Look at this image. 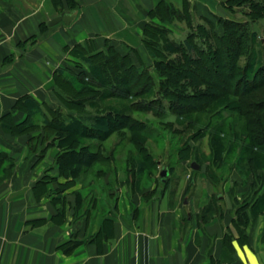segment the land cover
Here are the masks:
<instances>
[{"label": "crops", "instance_id": "obj_1", "mask_svg": "<svg viewBox=\"0 0 264 264\" xmlns=\"http://www.w3.org/2000/svg\"><path fill=\"white\" fill-rule=\"evenodd\" d=\"M70 1L74 8L68 0H0V264H264V217L252 220L250 206L245 237L231 208L183 230L180 209L164 196L147 204L121 181L106 187L111 175L90 176L92 168L72 182L71 174L59 173L57 141L41 158V140L32 151L31 142L45 132L42 126L27 131L29 100L77 115L57 97L54 81L56 70H78L73 48L88 42L100 50L108 43L122 54L135 50L136 66L146 63L141 38L148 12L160 1L176 7L182 0ZM186 1L207 17L204 0ZM71 12L69 24L47 25ZM232 178L225 187L238 181Z\"/></svg>", "mask_w": 264, "mask_h": 264}, {"label": "trees", "instance_id": "obj_2", "mask_svg": "<svg viewBox=\"0 0 264 264\" xmlns=\"http://www.w3.org/2000/svg\"><path fill=\"white\" fill-rule=\"evenodd\" d=\"M68 1L69 8H74L75 1ZM221 4L229 12L245 9L244 14L249 20L242 23L218 16L216 23L222 28V33H218L216 24L209 17L202 18L207 27L194 24L186 0L181 1L180 8L165 1L158 2L148 12L150 21L145 23L141 38L150 65L145 66L142 62L136 66L131 58V52L136 51L130 48L122 54L108 43L100 50L88 42L77 44L73 48V56L79 59V63H75L78 70L59 69L54 72L55 94L67 110L75 111L77 115L66 113L60 107L52 109L46 104L40 107L31 100L27 102V131L42 126L45 132L42 138L36 137L31 142L37 144L41 140L45 145L38 158L57 141V146L62 149L57 155L59 173L71 174L74 182L80 173L109 160V156L99 148L100 142L113 133L124 135L129 132L132 142L140 152H145L141 146V138L147 136L144 123L132 117L126 106L115 108L109 105L104 107L108 108L105 112L83 111L86 106H95L98 100L125 103L131 99L128 109L145 113L153 110L156 104L155 108H160L159 104L166 99L167 111L182 116L202 111L212 103L226 99L224 106L244 120L242 132L235 139L237 161L245 160L244 156L249 151V171H255V162H263L264 165V157L260 159L264 153V40L250 27L264 18V0H224ZM154 18L158 22L153 21ZM174 20L184 22L188 29L181 40L169 35L168 25ZM256 44L261 45V51L255 48ZM242 58L243 64L240 63ZM81 64H85L87 70ZM149 96L152 98L146 100ZM155 113L158 114L157 111ZM221 117L218 116L219 119ZM83 140L96 141L97 144H83ZM140 159H136L139 167ZM259 190L260 187L251 202L235 210L237 216L232 223L241 237H245L244 228L248 222L246 208L250 206L253 215L255 212L262 214L256 209L264 199V193L257 195ZM229 237L228 234L224 236L225 245H229ZM241 243H244L242 238ZM211 261L212 264H220L213 259Z\"/></svg>", "mask_w": 264, "mask_h": 264}, {"label": "rangeland", "instance_id": "obj_3", "mask_svg": "<svg viewBox=\"0 0 264 264\" xmlns=\"http://www.w3.org/2000/svg\"><path fill=\"white\" fill-rule=\"evenodd\" d=\"M222 1L224 0L203 1L208 10L207 17L214 21L218 33H222L221 26L216 23L218 16L242 23L249 20L244 14L245 9H234V12H229L222 6ZM175 6L180 8V1L176 2ZM198 9L200 8H190L194 24L206 25L202 17H199ZM203 11L206 12L205 9ZM250 27L264 40V18L251 24ZM168 28L171 30L170 37L175 40L183 39L188 32L183 23L175 20L168 25ZM255 48L261 51V45L256 44ZM126 50L125 48L123 51ZM150 63L147 55L144 64L146 66ZM240 63H244V58ZM151 98L152 96L146 97V100ZM164 100L166 99L159 104L160 108H155L156 104L153 110L145 113L129 110L127 105L131 99L125 103L110 99L98 100L95 101V106H86L83 111L87 113H94L97 110L105 112L108 108L104 107L109 105L115 108L126 106L127 112L132 117L144 123L147 135L146 138H141V146L145 152H140L139 147L130 139L129 132L123 133L124 135L111 134L107 140L100 142L99 148L104 155L109 156L110 162L94 165L90 176L97 173L110 174V186L106 185V187L114 189L121 181L127 192L139 193L147 204L150 200L164 196L170 205L173 204L180 209V218L185 223L183 230L190 225L201 228L203 223L218 217L223 208L234 210L236 218L235 210L251 202L259 187L264 188L263 162L258 164L255 162V171L252 173L247 162L249 151L244 156L245 160L240 163L237 161L238 149L235 139L236 135L242 132L243 118L224 106L226 99L212 103L202 111H194L182 116L169 113L166 109L168 101ZM220 115L222 117L219 119ZM91 142L97 144L96 141H82L83 144ZM31 148L35 152L40 150L36 143L31 144ZM94 149L98 150V147ZM261 154L260 159L264 157V153ZM138 158H141V167L136 164ZM193 161L199 164L198 170L191 168ZM163 168L167 169L164 180L160 176ZM231 175L237 179L238 175L240 179L225 187V180ZM88 178L94 181L97 177ZM185 199L187 203H184ZM262 200L256 209L260 210L262 213L260 215L264 217V199ZM258 215L257 212L252 214V220Z\"/></svg>", "mask_w": 264, "mask_h": 264}, {"label": "water", "instance_id": "obj_4", "mask_svg": "<svg viewBox=\"0 0 264 264\" xmlns=\"http://www.w3.org/2000/svg\"><path fill=\"white\" fill-rule=\"evenodd\" d=\"M73 18V13H63L61 15H57L54 18L50 19L49 21H47V25L48 26H52L55 25L59 22H64L65 24H69L70 21ZM191 168L194 170H198L199 169V164H197L195 161L191 162ZM167 175V169L163 168L160 172V176L161 178L164 180V177ZM221 197V196H219ZM184 203H187V199L184 200ZM190 217V216H188Z\"/></svg>", "mask_w": 264, "mask_h": 264}]
</instances>
